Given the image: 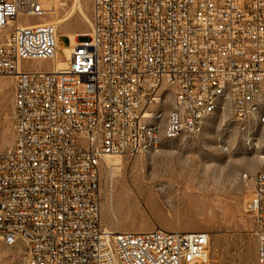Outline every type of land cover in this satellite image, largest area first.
<instances>
[{
	"label": "built area",
	"instance_id": "2783aa9c",
	"mask_svg": "<svg viewBox=\"0 0 264 264\" xmlns=\"http://www.w3.org/2000/svg\"><path fill=\"white\" fill-rule=\"evenodd\" d=\"M77 1L92 6L91 30L64 45L42 0H0V75L15 78L0 239L24 244L25 264H209L207 231L105 228L101 168L201 133L211 108L264 125V0ZM243 180L264 264V174Z\"/></svg>",
	"mask_w": 264,
	"mask_h": 264
},
{
	"label": "rangeland",
	"instance_id": "374dc122",
	"mask_svg": "<svg viewBox=\"0 0 264 264\" xmlns=\"http://www.w3.org/2000/svg\"><path fill=\"white\" fill-rule=\"evenodd\" d=\"M42 1L47 7L55 6V12L49 11L44 20L58 24L61 33L90 32L91 4ZM61 43L70 41L63 37ZM30 66L51 69L53 63L33 61ZM14 89L15 78L0 75V145L4 150L14 144ZM261 101L260 112H264V84ZM111 158L121 159L123 165H110ZM259 172H264V125H244L229 113H217L197 135L163 139L158 149L135 157L107 156L101 168L103 225L112 231H146L163 214L179 230L210 233L209 264H256L257 238L253 219L245 210L253 189L243 174ZM137 177L143 180L141 184ZM26 250L22 243L9 246L0 239V264H25Z\"/></svg>",
	"mask_w": 264,
	"mask_h": 264
},
{
	"label": "bare ground",
	"instance_id": "6f19581e",
	"mask_svg": "<svg viewBox=\"0 0 264 264\" xmlns=\"http://www.w3.org/2000/svg\"><path fill=\"white\" fill-rule=\"evenodd\" d=\"M61 1V0H60ZM62 3H61V5H65L66 4V2L64 1V0H62L61 1ZM67 5V4H66ZM65 5V6H66ZM49 10H50V12H52V13H54L55 12V6L54 7H50L49 8ZM78 11L81 13V14H85L84 13V10H83V8L81 7V6H78ZM88 22H90V19L89 20H87ZM57 23H60V24H62V26H65L66 24H65V20H59ZM56 24V23H55ZM57 26H58V24H56ZM21 26V24H19V27ZM59 27V26H58ZM69 35H70V37H71V40H72V43H79L81 40H79V41H76L75 40V34L73 33V34H70V33H68ZM87 35H89V33H87V32H82L81 34H80V37L81 36H87ZM64 66H65V64H64V62L62 61V60H58V61H56L55 63H53V67L51 68V70H60V69H63L64 68ZM216 104H223V97H216ZM256 112H260V104L259 105H256ZM217 113H219V108H211L210 109V111H209V113H207V121H208V119L211 117V116H213V115H215V114H217ZM205 125H206V123H203V125L201 126V132H202V130L204 129V127H205ZM157 133H158V137H165L166 136V127L165 126H157ZM169 138H175V137H168V139ZM160 143H161V141H159V145H160ZM112 159V158H111ZM110 165H113V166H121V165H123V161L121 160V159H119V158H116V159H112L111 161L110 160H108L107 161ZM263 174H264V172H263ZM136 181H137V183L138 184H141L142 182H143V180L140 178V177H137L136 178Z\"/></svg>",
	"mask_w": 264,
	"mask_h": 264
},
{
	"label": "crops",
	"instance_id": "0c3cea01",
	"mask_svg": "<svg viewBox=\"0 0 264 264\" xmlns=\"http://www.w3.org/2000/svg\"><path fill=\"white\" fill-rule=\"evenodd\" d=\"M74 33H75V40L79 41V37H80V34L82 33V31H77V33L76 32H74ZM63 37H67L70 41L69 34L62 33L60 36V41ZM156 227L163 228L166 230H179L178 229L179 225L177 223H173L170 219H168L163 214H158L155 218V222L149 223V229L148 230H151V228L154 229ZM180 231H182V230H180ZM189 231H191V230H189Z\"/></svg>",
	"mask_w": 264,
	"mask_h": 264
}]
</instances>
